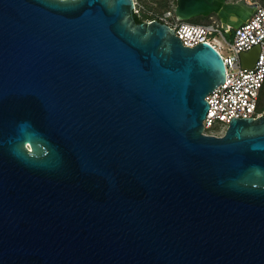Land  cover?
<instances>
[{
    "label": "water",
    "instance_id": "1",
    "mask_svg": "<svg viewBox=\"0 0 264 264\" xmlns=\"http://www.w3.org/2000/svg\"><path fill=\"white\" fill-rule=\"evenodd\" d=\"M135 5L0 0V264H264V116L206 134L222 55ZM257 8L174 14L232 35Z\"/></svg>",
    "mask_w": 264,
    "mask_h": 264
},
{
    "label": "built area",
    "instance_id": "2",
    "mask_svg": "<svg viewBox=\"0 0 264 264\" xmlns=\"http://www.w3.org/2000/svg\"><path fill=\"white\" fill-rule=\"evenodd\" d=\"M134 13L137 14L135 5ZM160 21L174 29L177 37L186 47L193 48L200 43H208L223 57L226 77L223 84L216 87L207 97L209 104L204 130L220 129L221 136L229 127L230 120L237 118H258L264 112L258 111V102L264 87V7L258 8L252 18L234 30L228 41L219 20L211 17L209 24H194L177 20L174 9L151 20ZM259 48L253 68H243L240 55ZM224 50L228 54H224Z\"/></svg>",
    "mask_w": 264,
    "mask_h": 264
},
{
    "label": "rangeland",
    "instance_id": "3",
    "mask_svg": "<svg viewBox=\"0 0 264 264\" xmlns=\"http://www.w3.org/2000/svg\"><path fill=\"white\" fill-rule=\"evenodd\" d=\"M230 2L238 1V0H228ZM249 2H256L260 6L264 7V0H247ZM137 14L139 17L145 19V22L151 21L168 10L175 9L176 0H135ZM211 17H215L214 15ZM211 17H196L188 20V22L194 24H209L211 23ZM228 41L232 40V35H226ZM224 54L227 55L228 51L224 50ZM208 135L218 136L220 134V129H212L207 131Z\"/></svg>",
    "mask_w": 264,
    "mask_h": 264
},
{
    "label": "trees",
    "instance_id": "4",
    "mask_svg": "<svg viewBox=\"0 0 264 264\" xmlns=\"http://www.w3.org/2000/svg\"><path fill=\"white\" fill-rule=\"evenodd\" d=\"M134 18H135V21L138 24L145 22V19L139 17V15L136 14V13H134ZM258 111L259 112H264V87H263V89L261 91L260 99H259V102H258Z\"/></svg>",
    "mask_w": 264,
    "mask_h": 264
}]
</instances>
